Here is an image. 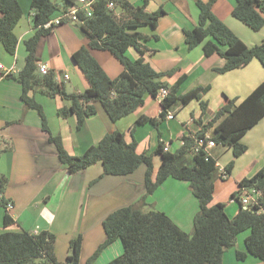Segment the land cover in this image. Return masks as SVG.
<instances>
[{
    "label": "crops",
    "instance_id": "0c3cea01",
    "mask_svg": "<svg viewBox=\"0 0 264 264\" xmlns=\"http://www.w3.org/2000/svg\"><path fill=\"white\" fill-rule=\"evenodd\" d=\"M58 1V0H55ZM139 7L144 0H127ZM197 0H149L145 6L147 13L159 9L165 12L160 17L156 29L149 26L140 31L150 38L146 45L154 51L144 58L157 72L176 70L171 76L162 79L169 86L185 75L179 94L192 89L208 88L204 100L208 103L202 111L200 102L191 101L185 106H175L168 114L171 118L161 119L158 125L152 122L137 125L140 117L160 119L163 112L160 96H148L145 103L134 113L111 121L104 108L96 103L97 114L86 120L81 129H77V119L70 114L61 117L59 110L67 109L70 103L60 97L47 95L45 88L31 92L42 107L46 117L48 131L43 128L42 117L34 109H27L21 100L22 85L15 78L3 77L0 71V176L7 178L4 198L14 205L8 211L0 208V233L5 231H26L38 234L43 231L55 235V255L59 262H65L70 254L71 241L82 236V248L79 264L96 252L106 240L104 220L114 211L136 205L146 194V166L141 165L128 176L104 175L102 164L96 163L76 174H68L67 166L59 159L51 136H59L66 151L71 156H80L91 146L98 144L107 134L119 131L128 144L137 143V153H146L152 157L155 180L162 163L156 153L160 142L164 148L175 153L183 146V137H196L204 133L212 140L216 136V126L210 122L223 108L228 100H245L260 84L264 82V66L253 60L244 68L224 74L216 70L222 68L225 59L217 54L206 56L203 44L189 49L184 32L196 27L199 19ZM208 2L209 0H200ZM264 1V0H262ZM22 17L14 29L18 39L15 54H10L0 43V65L4 70H11L17 75L25 65L27 56L26 41L35 33L34 15L31 0H19ZM235 0H217L213 6L214 15L231 29L246 45L255 46L264 40V27L253 31L233 16ZM64 10V9H63ZM59 10L53 19L63 11ZM119 17H126L122 7H115ZM0 13V17H1ZM89 46V39L79 24L63 23L55 26L51 33L43 36L37 47L38 65L45 64L50 72L62 78L68 94H81L88 87L82 71L73 61V54L82 47ZM93 56L100 62L107 75L115 79L124 70L121 62L109 51L92 50ZM129 56L138 59L139 54L129 49ZM220 122V120L218 121ZM247 151L235 158L232 149L216 144L207 149L209 155L217 160L211 182L214 186L212 204H226V213L230 218L240 210L238 201L232 195L239 191L243 180L252 178L264 167V117L241 138ZM185 164L194 166V154L187 151ZM234 161V166L227 178L222 173ZM178 167V166H177ZM185 167V165H183ZM243 195V191L241 196ZM145 210H156L167 214L183 231L193 232V221L199 211V202L193 195L186 181L167 179L153 194L145 200ZM10 215L16 222L4 229V217ZM251 230L240 233L236 245L228 249L223 256V264H264V261L248 255L239 260L237 251L245 252V240ZM123 253V246L118 241L103 251L95 264H107Z\"/></svg>",
    "mask_w": 264,
    "mask_h": 264
},
{
    "label": "trees",
    "instance_id": "16d2710c",
    "mask_svg": "<svg viewBox=\"0 0 264 264\" xmlns=\"http://www.w3.org/2000/svg\"><path fill=\"white\" fill-rule=\"evenodd\" d=\"M143 6H133L127 0H98L94 5L92 16L80 14L82 31L89 39V46L82 47L73 54V61L82 71L89 87L81 94H68L62 82L56 81L55 73L42 75L39 71L37 47L43 36L51 33L53 28L43 26L53 16L74 4V0H31L34 15V35L26 41L27 56L23 69L17 74H9L6 78H15L22 85L21 100L27 109L37 110L42 117L43 128L48 131L46 117L42 107L31 92L45 88L52 98L60 97L70 103L67 109L59 110L61 117L72 114L77 119V129H81L86 120L97 114L96 103H99L113 122L134 113L145 103L148 96L157 97L162 90L168 94L162 99L163 112L160 119L140 117L136 124L152 122L158 125L166 119L171 108L185 106L193 100L200 102L202 111L208 103L204 100L208 88L198 87L188 93L179 94L180 86L186 76H181L173 86L162 79L173 75L170 72H157L145 60L151 55L146 42L156 35H145L140 28L149 26L156 29L157 23L164 15L163 9L147 13ZM120 6L127 12L126 17H119L115 10L108 9V3ZM217 0L202 2L197 0L199 19L196 27L184 32L185 42L189 49L203 44L206 56L219 55L225 59L222 68L216 71L224 74L244 68L253 60L264 66V40L255 46L246 45L231 29L220 21L213 13ZM0 43L10 54H15L18 39L14 29L22 17L19 0H0ZM233 16L257 32L264 27V1L235 0ZM134 49L138 59H132L128 51ZM92 50H103L112 53L123 65V72L115 79L110 78L100 62L93 56ZM264 117V82L260 84L245 100L236 99L219 110L209 126H216V136L212 139L232 149L235 158L247 151L241 138L249 129ZM220 120V122H218ZM206 138L204 133L196 137H183V146L171 153L165 151L160 142L156 153L162 158L156 179H152V157L146 153H137V143L128 144L122 132L107 134L98 144L91 146L80 156H71L65 149L59 136H51L59 159L67 166L68 174H76L88 167L101 163L104 175L128 176L141 165H145L146 194L140 204L118 209L107 216L103 222L106 240L90 257L87 264L96 258L110 245L120 241L123 253L107 264H223L224 253L236 245L240 233L251 230L245 240L246 251H237L239 260L252 255L264 261V196L259 205L245 208L241 203L244 189L258 188L264 191V167L252 178L240 183L239 191L232 199L240 204L235 217L226 213V204H212L214 186L212 176L217 169V160L201 148L194 152L196 140ZM210 140V139H208ZM192 151L195 165L193 167H177L176 159ZM1 153V152H0ZM234 161L225 169L229 175ZM172 178L189 183L191 191L199 202V211L194 217L193 232L188 234L176 225L164 212L145 210V200L153 194L167 179ZM7 178L0 176V206L6 208L8 200L4 198ZM16 222L6 214L3 227L9 228ZM55 235L48 231L38 234L26 231L0 233V264H79L83 238L78 236L70 244V254L65 262H59L55 255Z\"/></svg>",
    "mask_w": 264,
    "mask_h": 264
},
{
    "label": "built area",
    "instance_id": "2783aa9c",
    "mask_svg": "<svg viewBox=\"0 0 264 264\" xmlns=\"http://www.w3.org/2000/svg\"><path fill=\"white\" fill-rule=\"evenodd\" d=\"M98 2V0H74V4L65 8L60 15L52 19L51 21L47 22L43 27L46 29L54 28L55 26H59L63 23H73V24H82V20L80 19V14L84 16L90 17L92 16L94 5ZM108 9L113 10L115 9V5L110 2L108 3ZM0 71L3 73V77L12 74L11 70H4V68L0 65ZM39 71L42 75H48L50 70L47 65L41 64L39 65ZM57 82H62L69 80V75L64 74L62 78L55 75ZM168 94V90H162L159 94L161 99H163ZM171 114H168V118H171ZM216 144L212 140H208V138H202L196 140V146L194 148V152L198 153L201 148L205 150L214 147ZM165 151H168V148H165ZM228 174L226 171L222 173V178H227ZM264 196V191L258 188H250L244 189L243 195L241 196V203L245 208H253V206H258L259 199ZM6 209L11 211L14 209V205L11 202H8ZM260 212L263 213L264 210L261 208Z\"/></svg>",
    "mask_w": 264,
    "mask_h": 264
},
{
    "label": "rangeland",
    "instance_id": "374dc122",
    "mask_svg": "<svg viewBox=\"0 0 264 264\" xmlns=\"http://www.w3.org/2000/svg\"><path fill=\"white\" fill-rule=\"evenodd\" d=\"M186 156L184 155V156H179L177 159H176V161H175V164L178 166V167H183V165H185V166H187L185 163V160H186ZM188 167H192V166H188ZM140 204V203H139ZM2 207V206H1ZM0 207V208H1ZM187 233V232H186ZM191 234H192V232H191ZM118 244H120L121 246H122V243L118 240ZM105 251V250H104ZM100 257V255L96 258V259H98ZM90 259V258H89ZM88 259V260H89ZM88 260H87V262H88ZM114 260V259H113ZM113 260H111V261H113ZM97 261V260H96ZM96 261H94V262H92V264H95V262ZM87 262H86V264H87ZM109 263V262H108ZM98 264H99V260H98Z\"/></svg>",
    "mask_w": 264,
    "mask_h": 264
}]
</instances>
